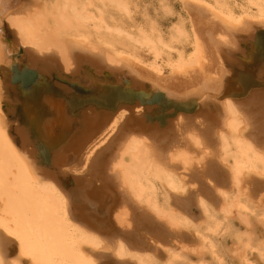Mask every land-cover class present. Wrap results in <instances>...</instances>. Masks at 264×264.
<instances>
[{"label": "bare ground", "instance_id": "1", "mask_svg": "<svg viewBox=\"0 0 264 264\" xmlns=\"http://www.w3.org/2000/svg\"><path fill=\"white\" fill-rule=\"evenodd\" d=\"M242 1L257 13L183 0L190 32L181 24L166 42L126 25L129 0H0V264H103L98 250L115 264H155L159 241L144 226L173 238L194 207L208 224L195 236L214 249L216 190L224 220L237 210L251 226L248 178L264 176V48L253 59L247 41L264 30V0ZM189 37L191 54L174 59ZM12 64L37 72L30 89L12 84ZM121 86L153 103L125 100L112 89Z\"/></svg>", "mask_w": 264, "mask_h": 264}, {"label": "rangeland", "instance_id": "2", "mask_svg": "<svg viewBox=\"0 0 264 264\" xmlns=\"http://www.w3.org/2000/svg\"><path fill=\"white\" fill-rule=\"evenodd\" d=\"M129 1L131 9L130 19H124L128 27L133 29L142 27L154 38L162 36L166 42L169 41L172 32L181 24H184L190 32L191 23L188 18L186 20L187 14L183 10V0ZM205 1L214 3V0ZM220 1L226 2L230 7H233L237 15L246 13L255 15L257 13L255 8L246 9L248 8L247 6H242L244 3L242 0ZM6 33L9 37L13 36L8 30H6ZM175 47L177 48V52L174 51L172 53L174 59L180 52L185 53L187 56L190 55L193 51L192 38L189 37V39L175 44ZM24 52L25 50L18 48V53L15 56L18 62L24 59ZM140 56L143 59L147 58L146 53H141ZM165 60H168L167 56ZM166 75H169V71H166ZM175 120L176 118H174L173 122ZM252 176L253 174L251 173L250 177ZM248 179L250 180V193L252 192L250 203L254 210V213H248L253 218L251 226L248 229L242 220L244 219V215L240 211L235 210L234 214L230 217V221L224 220L226 215L222 209V196L218 198L221 195L219 191H213L212 194H209L207 202L211 204H215L213 202H216L217 205L211 210V213L219 221L223 220L224 223L219 231V235L214 239L216 247L212 249L202 239L195 236L198 235L197 229L204 231L208 224L206 223L207 218L202 216L201 211L194 207L187 214L191 218L190 221L187 220L189 224L186 227L181 225L179 229L180 235L175 234L173 238L165 235V232L162 233L163 231L157 228L158 225L156 223L144 226L146 230L156 235L155 239L159 241V244L157 243L156 245L157 250L153 252L155 253V264H264V256H262L264 255V218L262 215L264 214V202H262L263 194L260 190V187L264 184V176L257 175ZM216 181L223 184L225 181L228 182L229 178H217ZM230 187L226 188V190L228 191ZM156 198L160 205L164 204L165 196L163 192L158 191ZM158 221L164 226L165 224L167 225L164 220L158 219ZM159 222L158 224H160ZM230 223L232 225H229ZM167 227L169 226L167 225ZM175 231L176 229H173V232ZM140 233L145 234L147 232L144 230ZM211 234L213 233L211 232ZM147 236L150 237L149 235ZM98 251L108 255L107 259L103 260V264H115V260L121 262V259H116L109 252ZM213 251L217 252L216 256L213 255ZM123 260L126 264H135L136 262L131 257ZM25 264H30V262L26 260Z\"/></svg>", "mask_w": 264, "mask_h": 264}, {"label": "water", "instance_id": "3", "mask_svg": "<svg viewBox=\"0 0 264 264\" xmlns=\"http://www.w3.org/2000/svg\"><path fill=\"white\" fill-rule=\"evenodd\" d=\"M254 38H256L255 44L251 43L252 40L247 41V42H249L247 45L252 46L251 50L253 49L254 53L251 51L250 56H252L253 59H255L257 56H259L263 51V48H264V30H262V29L256 30V35ZM245 40H248V38L242 36L241 37V43H242L241 47H243V45L245 44L244 43ZM11 74H12V81H11L12 84H14V83L20 84V87L22 88V90L30 89L31 86L33 85V83H35V81H37V79H38V75H37V72L35 70L28 68V67H23V69H20L17 64L11 65ZM68 78H71V75ZM71 79H73V78H71ZM93 83H95V82H93ZM67 84H70L69 86H71L73 89H75L76 92L84 90L81 87H79V85H76L74 79L72 81H70V80L67 81ZM123 85L126 88L128 87L127 83H125V84L123 83ZM121 88H122V86L121 87H114L112 89L115 93H118L120 95L121 94V92H120ZM159 94L161 95L162 93L157 92V95H159ZM120 96L121 97L123 96L125 100L131 101V102L138 100L140 102V104L144 107L149 106L150 104L153 103V102H151L152 100H147V94L144 91L136 92V91H132L130 89H126V92L123 93V95L121 94ZM37 149L40 150L39 147ZM45 159H46V162L49 163L50 157L45 155Z\"/></svg>", "mask_w": 264, "mask_h": 264}]
</instances>
